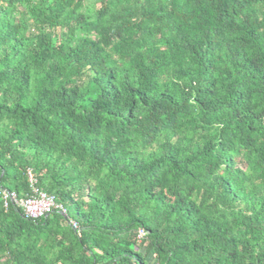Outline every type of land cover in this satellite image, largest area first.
<instances>
[{
	"label": "trees",
	"instance_id": "trees-1",
	"mask_svg": "<svg viewBox=\"0 0 264 264\" xmlns=\"http://www.w3.org/2000/svg\"><path fill=\"white\" fill-rule=\"evenodd\" d=\"M29 171L66 215L0 199V264H264V0H0V187Z\"/></svg>",
	"mask_w": 264,
	"mask_h": 264
},
{
	"label": "built area",
	"instance_id": "built-area-1",
	"mask_svg": "<svg viewBox=\"0 0 264 264\" xmlns=\"http://www.w3.org/2000/svg\"><path fill=\"white\" fill-rule=\"evenodd\" d=\"M29 182L31 185V196L24 199H19L15 193L9 192L0 187V199L4 202L5 207L10 204L20 207L26 217L38 220L49 216L53 212H59L62 215H66L65 209L56 203L54 196L48 195L37 187V181L31 171L28 172ZM74 228L77 226L72 223ZM142 237L143 234L140 233Z\"/></svg>",
	"mask_w": 264,
	"mask_h": 264
}]
</instances>
